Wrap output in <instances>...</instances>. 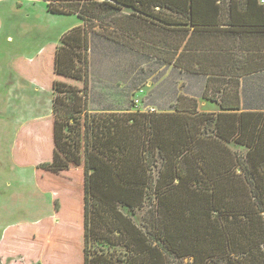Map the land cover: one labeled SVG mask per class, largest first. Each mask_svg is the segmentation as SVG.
Instances as JSON below:
<instances>
[{
    "label": "trees",
    "instance_id": "obj_1",
    "mask_svg": "<svg viewBox=\"0 0 264 264\" xmlns=\"http://www.w3.org/2000/svg\"><path fill=\"white\" fill-rule=\"evenodd\" d=\"M41 1L52 14L75 15L82 26L62 37L51 61L14 67L54 95L52 116L23 126L12 150L17 166L32 165L37 188L50 193L53 206L42 236L46 256L40 252L31 264H56L54 252L63 239L53 236V226L73 231L79 264H264V111L243 110L240 96L241 77L264 70V21L260 34L227 28L234 6L264 11V5ZM123 8L180 37L179 44L168 45L176 59L166 62L208 75L203 97L218 104V113L199 110L198 101L184 95L164 112L89 110L90 25L98 13ZM34 144L51 150V159L19 162ZM73 197L76 208L69 202ZM121 208L130 214L143 210L142 227ZM21 226L7 228L3 240L17 241ZM0 257L23 261L20 254H5L1 244Z\"/></svg>",
    "mask_w": 264,
    "mask_h": 264
},
{
    "label": "rangeland",
    "instance_id": "obj_2",
    "mask_svg": "<svg viewBox=\"0 0 264 264\" xmlns=\"http://www.w3.org/2000/svg\"><path fill=\"white\" fill-rule=\"evenodd\" d=\"M90 27L88 60L92 107H106L118 112H164L172 110L178 96L184 95L195 98L203 112L216 114L220 111L217 103L203 97L205 77L181 71L166 62L176 59L173 52L168 51L169 43L175 46L181 42L180 37L171 33L173 31L150 23L149 18L128 8L98 13ZM24 44H9L7 52H23ZM238 55L240 58V53ZM240 92L242 109L264 111V73L241 79ZM11 110L0 111V244L5 254H20L22 264H31L40 257V252L46 256V251L41 249L42 236L45 223L53 215V206L50 193L37 188L32 165L20 167L14 162L12 150L16 147L17 136L15 138L13 133L18 112ZM230 147L243 154L246 151L236 144H230ZM34 149L16 159L19 162L51 159V150L48 152L47 147L42 152L40 145L34 144ZM73 201L69 202L76 208L78 201L76 198ZM66 210L63 208V213L66 214ZM121 210L142 227L143 210L136 214H130L126 208ZM38 223L43 225L34 228ZM19 225H22L17 233L20 238L13 242L8 237L4 241L6 229ZM72 232L66 227H52L53 236L63 239L54 252L56 264H79L78 241L70 240ZM15 259L2 261L0 257V264H13Z\"/></svg>",
    "mask_w": 264,
    "mask_h": 264
},
{
    "label": "crops",
    "instance_id": "obj_3",
    "mask_svg": "<svg viewBox=\"0 0 264 264\" xmlns=\"http://www.w3.org/2000/svg\"><path fill=\"white\" fill-rule=\"evenodd\" d=\"M232 14L233 23L227 28L233 32L258 30L260 34L259 25L264 21V11L259 7L236 5L232 8ZM81 26L82 22L75 15H57L48 12L46 3L41 0H0V111L12 108L18 112L13 133L15 138L23 126L52 116L54 97L51 90L33 84L16 72L15 65L51 61L55 48L62 45V37ZM15 42L26 43L23 52H7L8 45ZM238 54L235 55L236 58H239ZM240 55L242 57L241 52ZM263 73L264 70L242 76L241 79ZM202 76L208 77V75ZM92 96L89 91L90 110H113L106 107H92ZM1 118L5 120L4 117ZM32 170L34 171V168Z\"/></svg>",
    "mask_w": 264,
    "mask_h": 264
},
{
    "label": "built area",
    "instance_id": "obj_4",
    "mask_svg": "<svg viewBox=\"0 0 264 264\" xmlns=\"http://www.w3.org/2000/svg\"><path fill=\"white\" fill-rule=\"evenodd\" d=\"M259 3L261 4V5H264V0H259ZM136 102H138L137 100H135Z\"/></svg>",
    "mask_w": 264,
    "mask_h": 264
}]
</instances>
